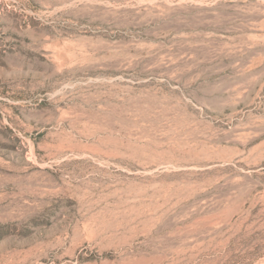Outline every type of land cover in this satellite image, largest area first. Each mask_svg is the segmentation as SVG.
<instances>
[{
	"label": "rangeland",
	"instance_id": "rangeland-1",
	"mask_svg": "<svg viewBox=\"0 0 264 264\" xmlns=\"http://www.w3.org/2000/svg\"><path fill=\"white\" fill-rule=\"evenodd\" d=\"M0 264H264V0H0Z\"/></svg>",
	"mask_w": 264,
	"mask_h": 264
}]
</instances>
